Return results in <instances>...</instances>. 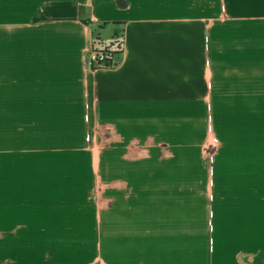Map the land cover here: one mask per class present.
Instances as JSON below:
<instances>
[{
  "label": "crops",
  "instance_id": "0c3cea01",
  "mask_svg": "<svg viewBox=\"0 0 264 264\" xmlns=\"http://www.w3.org/2000/svg\"><path fill=\"white\" fill-rule=\"evenodd\" d=\"M0 264H264V0H0Z\"/></svg>",
  "mask_w": 264,
  "mask_h": 264
},
{
  "label": "built area",
  "instance_id": "2783aa9c",
  "mask_svg": "<svg viewBox=\"0 0 264 264\" xmlns=\"http://www.w3.org/2000/svg\"><path fill=\"white\" fill-rule=\"evenodd\" d=\"M121 49L122 36L120 34L104 44L96 41L95 45L86 50L85 61L91 69L110 68Z\"/></svg>",
  "mask_w": 264,
  "mask_h": 264
},
{
  "label": "rangeland",
  "instance_id": "374dc122",
  "mask_svg": "<svg viewBox=\"0 0 264 264\" xmlns=\"http://www.w3.org/2000/svg\"><path fill=\"white\" fill-rule=\"evenodd\" d=\"M238 167H241V165H240V166H238Z\"/></svg>",
  "mask_w": 264,
  "mask_h": 264
}]
</instances>
